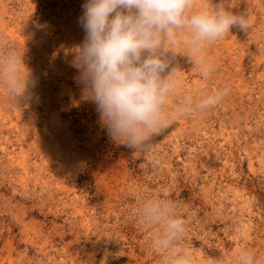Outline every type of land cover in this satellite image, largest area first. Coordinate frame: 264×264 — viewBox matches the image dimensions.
I'll return each instance as SVG.
<instances>
[{
  "label": "rangeland",
  "instance_id": "rangeland-1",
  "mask_svg": "<svg viewBox=\"0 0 264 264\" xmlns=\"http://www.w3.org/2000/svg\"><path fill=\"white\" fill-rule=\"evenodd\" d=\"M231 2L251 27L192 60L178 40L163 73L176 69L173 107L228 94L134 153L108 136L74 80L83 0H0V55L24 52L31 81L19 99L0 86V264H161L155 229L137 219L147 198L177 204L181 244L198 264H234L242 248L264 258V0Z\"/></svg>",
  "mask_w": 264,
  "mask_h": 264
},
{
  "label": "clouds",
  "instance_id": "clouds-1",
  "mask_svg": "<svg viewBox=\"0 0 264 264\" xmlns=\"http://www.w3.org/2000/svg\"><path fill=\"white\" fill-rule=\"evenodd\" d=\"M81 7L78 22L84 38L72 50L74 80L82 98L95 103L108 136L134 153L146 150L152 137L178 118L218 105L229 92L225 86L200 97L186 95L171 106L178 86L176 69L163 73L171 62L169 53L177 54V41L185 44L180 54L192 60L232 27H251L246 12L232 11L231 0H83ZM23 53L10 49L0 55V86L18 99L26 97L31 84ZM200 70L207 77L213 69L205 63ZM137 219L155 229L150 245L161 264H198L196 255L181 244L186 226L175 202L147 198ZM233 260L264 264L248 248L236 252ZM216 264L225 262L219 258Z\"/></svg>",
  "mask_w": 264,
  "mask_h": 264
}]
</instances>
